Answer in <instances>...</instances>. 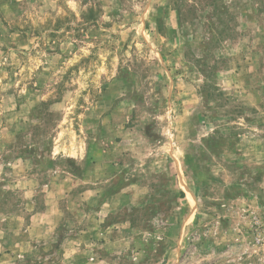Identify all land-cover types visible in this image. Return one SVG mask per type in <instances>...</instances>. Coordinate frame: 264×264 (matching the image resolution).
I'll return each mask as SVG.
<instances>
[{
  "label": "rangeland",
  "instance_id": "1",
  "mask_svg": "<svg viewBox=\"0 0 264 264\" xmlns=\"http://www.w3.org/2000/svg\"><path fill=\"white\" fill-rule=\"evenodd\" d=\"M0 264H264V0H0Z\"/></svg>",
  "mask_w": 264,
  "mask_h": 264
},
{
  "label": "trees",
  "instance_id": "2",
  "mask_svg": "<svg viewBox=\"0 0 264 264\" xmlns=\"http://www.w3.org/2000/svg\"><path fill=\"white\" fill-rule=\"evenodd\" d=\"M182 193L184 194V192L182 191Z\"/></svg>",
  "mask_w": 264,
  "mask_h": 264
}]
</instances>
